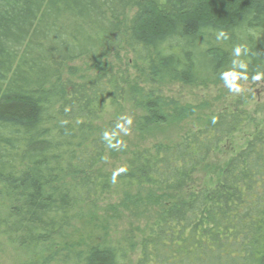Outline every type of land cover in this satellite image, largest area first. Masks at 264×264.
<instances>
[{"label": "trees", "instance_id": "16d2710c", "mask_svg": "<svg viewBox=\"0 0 264 264\" xmlns=\"http://www.w3.org/2000/svg\"><path fill=\"white\" fill-rule=\"evenodd\" d=\"M123 60L150 85L264 78V0H0V253L17 248L21 264H264V126L196 185L246 112L212 114L102 170L118 124L99 125L130 95L112 70ZM75 62L92 75L71 78ZM145 96L139 129L168 124L170 107ZM116 198L150 215L133 238L75 227Z\"/></svg>", "mask_w": 264, "mask_h": 264}, {"label": "rangeland", "instance_id": "374dc122", "mask_svg": "<svg viewBox=\"0 0 264 264\" xmlns=\"http://www.w3.org/2000/svg\"><path fill=\"white\" fill-rule=\"evenodd\" d=\"M127 61L123 60L122 64L114 62L112 68L114 72H118L120 69L121 76L131 80V84L128 80L129 85H127V90L130 86V95L124 105L125 112L120 115L109 112L99 125L108 132L110 123L115 120L118 124L117 131L110 133V147L113 152L108 154L102 166L104 172L117 171L123 165L126 153L136 146L147 147L153 143H177L185 133L195 130L202 119L212 114L225 110L244 111L248 114V121L237 133L228 138L218 151L212 154L208 163L196 176V185L208 186L221 173L229 159L244 147L252 134L264 126V78L250 79L249 75L228 74L217 83L203 86H186L180 83L150 85L146 74H143L141 70L139 72L133 70L132 67H127ZM70 66L78 70V73L71 77L74 80L78 81L79 78L84 79L92 75L87 64L83 62H75ZM128 70L129 72H127ZM148 92L152 93V99H158L162 105L170 107L169 112L165 111V115L170 119L166 125L141 131L139 126L144 117V110L140 107V103L149 99L145 96V93ZM180 113L181 115H179ZM146 194L147 192L143 191L140 195L143 200L147 199ZM118 199L121 198L99 205L101 210L88 209V211H84L89 216L88 218L93 220L91 226L83 221L75 227H81L87 232L93 230L97 233L100 231L98 233L101 236L107 234L102 231L107 229L111 232V237L116 236V238L130 230L127 237L133 238L147 225L150 215L144 213L143 208L121 203ZM108 204L114 206L108 210ZM69 234L72 239L77 241L78 234L71 231ZM27 258V254L26 259L24 256L21 258V251L15 247H4L0 253V264H21L25 260L27 261Z\"/></svg>", "mask_w": 264, "mask_h": 264}]
</instances>
